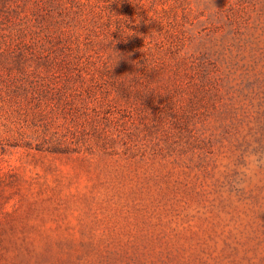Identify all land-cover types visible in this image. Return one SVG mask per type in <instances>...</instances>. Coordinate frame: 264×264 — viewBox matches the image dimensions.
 <instances>
[{
	"label": "rangeland",
	"instance_id": "1",
	"mask_svg": "<svg viewBox=\"0 0 264 264\" xmlns=\"http://www.w3.org/2000/svg\"><path fill=\"white\" fill-rule=\"evenodd\" d=\"M13 1L0 264H264V0Z\"/></svg>",
	"mask_w": 264,
	"mask_h": 264
},
{
	"label": "trees",
	"instance_id": "2",
	"mask_svg": "<svg viewBox=\"0 0 264 264\" xmlns=\"http://www.w3.org/2000/svg\"><path fill=\"white\" fill-rule=\"evenodd\" d=\"M34 7L32 9V16L37 20L41 10L46 6V2L43 0H33ZM13 0H0V63L5 65V68H10V62L15 67L21 65L20 58L16 55L15 46L26 45L23 40L25 31H28V27H17L20 25L17 21L16 9L13 6ZM31 35L36 38L37 42H41V46L45 45L43 38L40 37L39 32L35 29L29 30ZM8 63V64H6ZM10 63V64H9ZM2 74H0V80L2 81ZM10 88V85H8Z\"/></svg>",
	"mask_w": 264,
	"mask_h": 264
}]
</instances>
